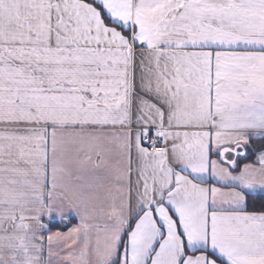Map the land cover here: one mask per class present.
Wrapping results in <instances>:
<instances>
[{
    "label": "snow or ice",
    "instance_id": "6c2138e0",
    "mask_svg": "<svg viewBox=\"0 0 264 264\" xmlns=\"http://www.w3.org/2000/svg\"><path fill=\"white\" fill-rule=\"evenodd\" d=\"M0 264H264V0H0Z\"/></svg>",
    "mask_w": 264,
    "mask_h": 264
}]
</instances>
